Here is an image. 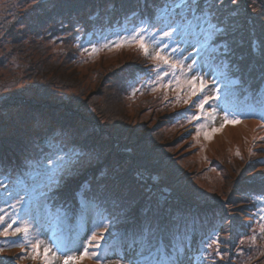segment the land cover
Masks as SVG:
<instances>
[{
  "label": "rangeland",
  "instance_id": "374dc122",
  "mask_svg": "<svg viewBox=\"0 0 264 264\" xmlns=\"http://www.w3.org/2000/svg\"><path fill=\"white\" fill-rule=\"evenodd\" d=\"M61 1L0 0V59L4 60V64L0 61L2 63L0 67V128L7 125L0 134L10 132L9 128L12 127L14 121H17L15 124L20 126L19 121L23 117L30 119L29 127H38L41 115L37 112L36 107L31 105H35L37 101L41 102L43 98H40L38 94L44 90V87H50L53 92L57 91L61 95L68 94V99H71L68 106L76 112L74 116L79 123L77 131L75 129L73 131L74 133L78 132L82 136L79 139H85L86 142L83 145L73 147L69 134L64 133L63 137H56V131L52 139H50L52 133L49 135V141L44 144L46 147L43 150H46L45 153L51 158V161L41 169V174L45 180L37 187L43 203L47 202L50 192L59 189L66 182L48 186L51 183L49 180L50 171L55 167V162L59 157L68 158L78 154L80 161L76 165L78 170L95 168L98 162H104V170L101 169L96 178L108 177L112 179L117 170L119 172L127 170L132 175L134 172L136 173V166L132 164L133 161L130 157L134 156V153L136 158L138 155L140 156V149L144 150L145 148H137L146 146L151 148L150 153L146 149L144 150L146 155L153 156L150 160L140 164L141 166H137V172L142 177H139L137 173L136 175L140 180L144 179V185L154 190L157 196L161 193L175 192L183 198L186 197L189 199L190 208H192L186 211L188 216H193L195 210L199 207L203 208L202 206L206 202H212L211 206H218L210 209V211H217V224L214 223L215 226L213 224L210 226L212 229L208 230L204 239L199 240L196 248L193 244L198 241V237L196 239L192 231L190 237L192 244L187 253L190 264H212L215 261L214 256L215 259L223 260V264H264V231H262L264 228V204L258 203V206H261L256 208V212H254L258 217L253 220L249 215L253 214V211L248 207L245 210L238 209L239 206L243 205L242 203H235L231 206L230 202H224L229 188L227 185L235 179V174L238 177L243 172L238 181L242 180L244 175L257 173L259 170L262 171L260 175L264 177V162L247 166L248 156H253L251 158L261 156V159H264V119L256 121L255 119L241 118L239 123H225L224 117L226 115L230 117L228 118L229 121H231L234 112L238 118L245 115L244 109L242 110L240 107L244 98L240 94H236L233 88L223 86L220 81H217V85L213 86L209 77L204 78L208 85L207 88L203 92L198 91L196 95H192L191 86L187 83L192 73L186 71L181 73L178 71L179 69L175 71L167 69L170 72L167 75V80L157 81H160L158 84L160 89L165 86L171 87L166 88L165 92L166 96L171 97L169 102L173 104L171 112L174 113L175 118L173 119L174 116L172 115L169 117V113L165 110V100L157 99L154 97L156 95L148 96L139 90L141 85L139 77L128 81V74L121 72L128 82L125 79H116L120 70L127 67L126 64L136 62V58L133 57L138 56L136 43L110 44L108 42L103 43V45L99 43L96 47L93 45L86 47L85 43H79V40L84 39L87 34L90 36L89 44L95 42V32H101L105 26L110 24L113 17L108 12H104V16L100 17L96 12L89 13V11L73 14L65 7L57 8L56 5L60 4ZM239 1H245V6H249L252 10L251 13H246L247 10H245V22L233 17L238 10L225 13L223 17L230 18V23L236 34H242L244 31L241 30L244 27L252 32V28L246 25L254 23L256 20L259 25V15L256 8L260 4L256 7L257 0ZM56 8L57 10H54ZM55 12L59 14L57 18H55ZM240 14L239 18H242V13L240 12ZM45 18L49 19L50 22L56 20L58 25L51 29L48 27L41 29L40 21ZM153 25H155L154 28H150L148 32H156L157 37L159 33H162L157 31V27L161 26L158 21L153 22ZM112 26L109 25L102 33ZM129 26L127 23L126 28L129 29ZM148 32L144 34L146 41L152 39ZM76 37L77 40L75 41ZM74 47H78L81 54L78 57L74 55V52L70 54L72 55L70 63L76 68L72 69L73 67H71L69 70L77 75L72 76L74 82L80 81L81 85L79 88H75L73 93L63 92L64 79L43 75L42 70L41 76L39 74L36 76L35 79L37 80L34 78L29 80L28 69L29 71L35 67L41 69V65H37L39 53H45L44 58L46 60H51V58L54 60L60 56H68L69 52H66V49L72 51ZM93 49L96 51L94 52ZM174 55L176 56L172 57L173 61L177 58L182 59L185 66L198 57V55L191 57L192 55L185 52ZM41 63H47V61L42 58ZM42 67H45V64ZM87 67L91 69L86 70ZM92 68L94 69L92 70ZM97 72L103 74L105 78L106 75L111 77L110 86L105 79L99 81L98 75H95ZM114 77L115 79H112ZM177 78H179V87L177 86ZM126 84L128 85L126 86ZM125 86L129 92L126 96L118 97L114 89H119L122 92V89L126 88ZM196 86L199 87V81L196 82ZM216 87L220 88V99H213L209 104H206L202 113L198 107V102L204 95H216L213 91ZM229 99H231L230 102H228ZM65 104L69 103L65 102ZM234 104L239 105L238 108H234V111L224 110V108ZM213 108L215 109L214 113ZM96 109L98 110L95 111ZM196 116L200 118L195 119ZM44 117L46 118V115ZM112 118L121 126H125L121 127L125 133L121 144L123 151L128 150L131 154L122 155L124 163L119 162L122 159L113 163L114 155L112 154L114 152L109 151L110 148H113V138L105 134L101 139L102 131L108 130L102 124L104 125L107 120L110 122ZM24 128L27 129V127ZM213 129H219V131H213ZM94 133L97 135V140H93L95 143L92 144L91 136ZM142 134L144 139L138 141V136ZM177 135L180 137L176 138ZM257 151L261 152L257 154ZM2 172L3 170L0 168V173ZM119 183L124 185L122 180ZM85 190L87 191V187ZM261 196H264V191H262ZM170 197L171 199L175 198L174 196ZM17 200L18 197L14 194L13 199L2 208L3 212L0 215L5 216L6 221L10 222L14 215L18 222L21 219H26V209H20L21 207L18 205L17 208L11 206L16 204ZM175 203L178 204L179 202ZM48 206L51 213H46L42 209V213L34 216L35 220H28L32 225L29 239L33 243L39 239L44 244L49 245L56 252L54 264H63L65 256L62 252L56 251L57 245L53 243L51 231L46 221L53 217L51 216L53 215V208ZM86 208L88 213L85 216V221L82 223L81 229L74 232L75 238L80 239L82 237V243H78L74 250L66 247L68 255L80 256L83 247L86 246V239L90 237L91 231L96 228L101 215L109 217V214L97 204L86 205ZM183 212L185 213V211ZM238 212L246 213L244 221L242 218L235 217ZM56 216L57 214L54 217ZM243 224L244 228L242 227ZM3 227L0 225V232L3 231ZM239 229L241 231H238ZM101 231L102 229H97L98 234ZM10 237L12 238L10 239ZM17 238L18 235H12L11 230H9L8 237L0 235V262L7 264H45L42 258L44 244L40 246V254L36 255L27 243H23L20 248H11L10 245L14 243V240L20 241ZM216 240L219 243H216ZM249 242L253 246L255 245L258 250L257 253L251 257H244V260L242 258L243 262H240L239 259H236V262L235 255L241 256L239 248L248 246ZM209 244L211 247H208ZM109 247L108 242H102L100 249L89 248V253L97 251L101 253L100 256L92 257L89 255L78 260L77 264H126L125 261L117 263L118 255H107L108 251L106 252V250ZM122 253L124 255L123 251ZM34 255L36 258H33ZM51 255L52 253H49V256Z\"/></svg>",
  "mask_w": 264,
  "mask_h": 264
},
{
  "label": "trees",
  "instance_id": "16d2710c",
  "mask_svg": "<svg viewBox=\"0 0 264 264\" xmlns=\"http://www.w3.org/2000/svg\"><path fill=\"white\" fill-rule=\"evenodd\" d=\"M158 2L159 0H62L60 4H57L56 6L58 9H62L63 7H65L69 12L73 14H81V12L89 11V13L96 12L100 17L102 15L104 16V12H108V14L113 17L109 24L113 25L112 28L110 27L102 33L103 30L108 28V25L105 26L101 32H95V42H91V44H89L90 36H88V34L85 35L84 39L81 38L79 40V43H85L86 47H88L89 45H93L94 47H96L99 43L103 45V43L105 44L108 42L110 44H124L125 42H130V37L134 34V31H138L142 25L145 26L148 30L150 28H154L153 22L156 21H150L149 18L152 16V9L154 4ZM263 2L264 0H257L258 4H256V7L260 4V6L256 8L259 15V25L257 23V20L254 23L246 25L252 28V31L255 30L256 32H260V28L264 29V5H262ZM244 3L245 1L242 2L237 0V2L233 4L230 3L229 0H225V6L218 9V11L223 18V15L225 13L238 10V12H236L233 17L235 19H240L241 22H245L244 17L246 13H251L252 10H250L249 6H245ZM57 8L54 10H57ZM245 10H247L246 13H244ZM240 12L242 13V18H239V15H241ZM58 16L59 14L55 12V18H57ZM129 21L131 22L129 23ZM40 22L41 24L39 25L41 26V29L44 27H48V29H51L58 25L56 20L50 22V20L46 18L42 19ZM61 22L62 20L59 22V25ZM127 23L128 25H130L129 29L126 28ZM158 24H160L159 21ZM160 26L162 25L160 24ZM241 31L244 32L242 34L235 33L237 38L247 37V35L250 33L247 27H244ZM190 33L191 29L189 30V34H187V39L195 44L196 41L192 38ZM160 35H162V33H159V36H157L156 39H159ZM76 40L77 37L75 41ZM166 42L169 43V48L165 49V54L170 53L172 47H180L185 49V53H189V55H192L191 57L197 55V48L189 47V45L187 43H184L183 41H181L180 43H175L174 41ZM134 43H136L138 56L133 57L136 58L137 63L135 62L126 64L127 67L124 70H120V74L116 77V79H125L127 81V79L122 76L123 74H121V72L128 74V81H130V79L139 77V81L141 84L139 86V90L148 96L156 95L154 97H157V99L161 98L162 100H165V110L169 113V117L171 115L174 116V113L171 112V107L173 106V104L169 102L171 101V97L166 96L165 92L166 88L171 87L165 86L160 89L158 85L161 80H167V76H164L163 72L167 71L170 74V72L167 70L168 68L161 67L158 71L157 61L151 59L150 56H146L143 50H141L138 42ZM146 43L149 46L150 52H152L155 48L152 39L147 40ZM79 50L80 49L78 47H74L72 51L70 49H66V52H69V57L60 56L59 58H55L54 60H52V58L51 60H46L44 58L45 53H39L37 65H41V69L39 70L37 69V67L31 68L30 70L32 72L28 69L27 75H29V80H32L33 78L34 80H37L35 78L38 74L41 76L40 73L42 70L44 72L43 75H48L55 78L61 77L62 79H64V82L62 84L63 92L73 93L72 91H74L75 88H79L81 82H74V80L72 79V76L77 75L69 70V68L73 67L72 63H70L72 58V55L70 54L74 52V55L78 57L81 54ZM174 54H172V57L176 56ZM177 54L180 53L177 52ZM42 58L47 61V63L42 64ZM197 59L200 60L199 55L196 60ZM0 61L4 64V60L2 61L0 59ZM2 63H0V67L2 66ZM44 64L45 67H42ZM74 68L76 67H73L72 69ZM88 69L91 68L87 67L86 70ZM93 69L94 68H92V70ZM201 74L204 75V78L209 77V81L213 82V76L206 73ZM95 75H98L99 81H103L105 79V81L108 82L110 86L111 77L106 75L105 78L103 74L98 72L95 73ZM158 75L160 76V79H157ZM112 79H115V77ZM158 80L160 81L157 82ZM212 84L213 86L217 85V83ZM127 85L128 84H126V86ZM223 86L226 85L223 83ZM232 88L236 94H240V96L244 98L243 103H240V107L242 108V110L244 109L245 115L238 118L234 112L231 121L242 120L241 118L247 120L255 119L256 121L264 119V106L256 103L254 99H250L245 94L247 92V85L231 87V89ZM50 89L52 88L44 87V90L38 94V96H40V98H43V100L41 102L37 101L35 105H31L35 106L37 112L41 115V119L39 121L40 124L38 127H29L30 119L23 117L19 121L20 126L15 124L17 121H14L12 122V127L9 128L10 132L7 131L3 134H0V168L3 170V172L0 173V209L5 207L6 203L12 200L13 195L16 194V197H18V199L22 198L23 200L28 201L32 204L31 211L33 216L42 213V209H44V203L41 200L42 196L37 190V187L45 180L44 176L41 174V169L46 167L51 161V158L47 156V153H45L46 150H43L46 147L44 144L49 141V135H51V133L52 135L50 139H52V136L56 131V137H63L64 133L69 134L72 141L71 146L73 147L86 143L85 139H79L82 136L79 135L78 132L74 133L73 131L74 129L77 131V126L79 125V123L74 116L76 115V112L71 110V108L68 106L71 102V99H68V94L61 95L57 91H55V93ZM114 90L116 91L118 97L126 96L129 92L127 90V87L123 88L122 92L119 89ZM103 92L105 93V91ZM111 98L115 99L113 97ZM230 101L231 99L228 100V102ZM65 102L69 104H65ZM235 107L238 108L239 105L234 104L227 108H224V110H230L228 112H231L234 111ZM97 110L98 109H96L95 111ZM45 115L46 118L44 117ZM117 115L120 114L117 113ZM47 117H49V119H51L52 121L47 119ZM227 117L230 118L229 116ZM174 118L175 116L173 117V119ZM102 126L104 128L106 126L108 130H103L102 127L103 131L101 139L105 134L108 137L113 138V148H110L109 150L114 152V154H112L114 155L113 163H115V161H118V159H122L119 162L124 163L122 155L131 154L128 150L123 151V147L121 144L123 143L122 138L125 134L123 129L121 130V127L125 126H121L120 123L118 124L114 118H112L110 122L109 120L105 121L104 125L102 124ZM6 127L7 125H3V127L0 128V133L3 132ZM24 127H27V129H25ZM94 134L91 136L92 144L95 143V141L93 140H97V135ZM177 137L179 138L180 135H177L176 138ZM137 139L138 141L143 140V134L141 136H138ZM140 148H145L146 151L150 153L151 148L143 146L137 149ZM144 150L140 149L141 154L140 156L138 155L137 158L135 153L133 154L134 156L130 157L131 161H133L132 164L136 166V173L139 177H142V175L137 172V166H141L140 164L145 163L147 160H150L153 156L150 154L146 155V152ZM124 152L126 153L123 154ZM260 152L261 151H257V154H259ZM251 157L248 156L249 159L247 160V166L253 163L258 164L264 162V159H261V156H256L257 158ZM103 164L104 162L100 161L95 168H90L87 170H78L77 168L74 179L66 181L59 189L50 192L47 204L53 208V215H51L53 217L48 218V220L46 221L51 231L52 240L56 241V243H54L55 245H60L63 248L67 247L74 250L77 247L78 243H82V237L80 239L75 238L74 232H77L81 229L80 227L85 221V216H87L88 213L86 205L90 204H97L99 207H102L104 209V212L109 214L110 221L111 219L116 220L117 232H123L126 229H131L136 226L137 220L141 215V210L145 206L152 207L154 209L155 215L157 216L168 215L171 213H176L177 215L183 214L188 225L185 243L188 245L192 244V239L190 237L192 236L193 231V235L195 234L196 239L198 237V241L193 244L195 248L198 246L199 240L204 239L205 235L208 233V230L212 229L210 228V226L212 224L213 226H215L214 223L217 224V211H210V209L211 207L214 208L218 206H211L212 202H206L202 206L203 208L199 207V209L195 210V214L193 216H188L186 211L192 209L190 208L191 205L188 203L189 199H187L186 197L183 198V196H179V193L175 192H168V194L161 193L157 196L154 190H152L149 186L144 185L143 181L145 180H140L135 172L132 175L130 171L127 172V170H123L119 172V170H117L116 175L112 177V179L108 177L96 178L98 172L101 169L104 170ZM116 165L119 166L118 164ZM260 173H262V171L259 170L257 173L244 175V178L240 181L238 180L239 177L242 176L241 174H243V172H241V176H238L237 173L238 177H236L235 174V179L231 180V182L227 185V187H229L228 193L226 194V198L224 199V202H230L231 206L235 205V203H242L243 205L239 206V210H245L248 207L251 211H253V214H249L253 218V220H256L258 217L256 214H254V212H256V208H260L261 206H258V203L264 204V196H261L262 191H264V177H262ZM120 180L123 181L124 185L119 183ZM85 187H87V191L85 190ZM8 192H11L12 195L9 196ZM170 196H174L175 198L171 199ZM175 202L179 203L176 204ZM180 203L181 206L179 207ZM129 206H131V210L129 209ZM23 209H26L28 211L26 205L23 207ZM57 209L60 210L59 214H57ZM126 211L129 213L127 217L124 214ZM183 211H185V213ZM55 214H57L56 217H54ZM245 214L246 213L244 212H238L237 214H235V217L242 218L244 221ZM16 226L18 225H14V228ZM242 227L244 228V224L242 225ZM238 231H241V229H239ZM11 238L12 237H10V239ZM17 239L20 240L19 235ZM71 239L74 240L71 241ZM16 242H18V240H14V243L10 245L12 246L11 248L16 249L21 247V244ZM108 244H110V247L106 250V252L108 251L107 255H118L119 261L117 263H121V257L124 255L117 242L115 240H109ZM239 249L241 250V256L235 255L236 262L238 259L241 260L240 262H243L244 257H251L258 251L255 245L253 246L251 242H249L248 246H241ZM215 258L216 257L214 256L215 261H213L212 264H223V260H218ZM230 258H232V256H230ZM0 264L7 263L0 262Z\"/></svg>",
  "mask_w": 264,
  "mask_h": 264
},
{
  "label": "snow or ice",
  "instance_id": "6c2138e0",
  "mask_svg": "<svg viewBox=\"0 0 264 264\" xmlns=\"http://www.w3.org/2000/svg\"><path fill=\"white\" fill-rule=\"evenodd\" d=\"M229 2L234 4L237 0H229ZM223 6H225V0H159L154 4L152 16L149 19L160 22L162 26L157 27V31L162 32V35L156 39L157 33L148 32V29L142 25L138 31H134L130 42H138L144 54L157 61L158 71L161 67H167L173 71L179 69L181 73L185 71L192 73L191 78L187 81L191 86L192 95H196L198 91L203 92L207 88V82L204 75L201 74L206 73L213 76V83L220 81L230 88L247 85L245 94L264 106V29L260 32L253 30L247 37L237 38L230 18H222L218 11ZM190 29V34L196 41L195 44L187 39ZM145 32H148V35L152 37L155 45L152 52L145 42ZM166 41L175 43L183 41L189 47L197 48L200 60L193 59L187 66L184 65L182 59L173 61L172 54L183 53L185 49L172 47L171 52L165 54V49L169 48V43ZM93 51L95 52L96 49ZM168 74L167 71L163 72L164 76ZM157 79H160L159 75ZM197 81H199L198 88ZM177 86H180L179 78H177ZM213 91L216 95H204L198 102L202 113L206 104H209L213 99H220V88L216 87ZM212 111L214 113L215 109L213 108ZM194 118L199 119L200 117ZM224 120L225 123H239V120L229 121L227 115ZM213 131H219V129H213ZM79 162L78 154L68 158L59 157L55 162V167L50 171L49 180L51 183L48 186L51 187L74 179L76 165ZM8 195L11 196L12 193L8 192ZM17 205H20L21 209L25 205L27 206L26 219H21L18 223L17 217L14 215L9 222L6 221L5 216L0 215V225L4 226L0 235L8 237L9 230H11L12 235L20 236V241L16 243L29 244L33 253L39 255L40 246L44 242L37 239L33 243L29 239L32 225L28 220L36 219L32 215V204L20 198L16 204L11 206L17 208ZM43 207L46 213H51L47 202ZM129 209L131 210V206ZM59 211L57 209V214ZM0 212H3V209H0ZM124 214L127 217L129 213L126 211ZM109 220L108 216L101 215L96 228L86 239V246L83 247L80 256L68 255L67 250L58 245L56 251L62 252L65 256L63 264H77L78 260L89 255L99 257L100 252L89 253V248L100 249L102 242L107 243L109 240L117 242L124 252L121 260L126 264H190L187 255L190 245L185 243L188 225L183 214L171 213L157 216L152 207L145 206L141 210L136 226L123 232H117L115 219H111L110 223ZM13 225L18 226L13 228ZM97 229H102V231L98 234ZM215 242L219 243L218 240ZM208 247H211V244ZM49 253L52 255L49 256ZM33 258H36L35 255ZM42 258L45 264H54L56 252L49 245L44 244Z\"/></svg>",
  "mask_w": 264,
  "mask_h": 264
}]
</instances>
